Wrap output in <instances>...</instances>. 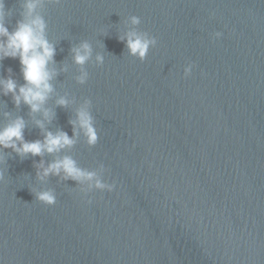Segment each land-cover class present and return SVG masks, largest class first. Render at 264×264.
Segmentation results:
<instances>
[{
    "label": "water",
    "instance_id": "95a60500",
    "mask_svg": "<svg viewBox=\"0 0 264 264\" xmlns=\"http://www.w3.org/2000/svg\"><path fill=\"white\" fill-rule=\"evenodd\" d=\"M25 2L5 0L10 32ZM39 5L57 72L45 128L75 144L35 157L0 152V264H264V0ZM131 16L157 39L143 62L120 39ZM84 41L92 59L81 85L72 48ZM9 77L24 84L18 58L0 61V79ZM86 100L98 135L91 147L71 123ZM18 117L25 141L44 139L42 114L0 95V128ZM64 156L115 190L84 196L71 179H38L41 160ZM46 190L52 207L36 201L34 191Z\"/></svg>",
    "mask_w": 264,
    "mask_h": 264
},
{
    "label": "clouds",
    "instance_id": "9594fccd",
    "mask_svg": "<svg viewBox=\"0 0 264 264\" xmlns=\"http://www.w3.org/2000/svg\"><path fill=\"white\" fill-rule=\"evenodd\" d=\"M39 6V0H26L23 4V19L17 21L15 30L10 32L6 27V21L13 13L12 10L6 9L5 0H0V61L5 58H18L24 80V84L18 86L11 77L0 79V95L8 96L11 94L16 107L23 103L28 106L31 113H40L43 117L42 120L36 121V125L41 129L44 136L42 141L27 142L24 140L26 122L22 117H18L0 128V152L11 148L22 158L29 154L35 157L43 156L45 153L49 155L59 153L64 149H70L75 144V140L69 138L66 133L58 131L54 134L45 128V122L50 123L55 115L46 105L54 93L52 81L57 72L55 68L50 67L54 64L55 47L47 38V25L44 19L36 14V9ZM126 23L130 24L131 30L120 36V39L125 41L126 37L129 55L143 62L147 58L150 48L156 47L157 39L147 32L137 30L141 24V19L138 16L129 17ZM222 35L221 32H216L214 38L220 39ZM72 52L74 53V64L80 66L81 69L77 83L86 84L89 74L83 70V66L92 59V46L89 42L84 41L78 47H73ZM95 63L97 66L102 65L104 56L97 54ZM193 67L194 65L189 64L184 68L185 78L191 76ZM63 70L66 71L67 69ZM55 103L59 107H67L69 100L60 97ZM89 107L90 101L86 100L77 111L76 120L71 121V123L74 129L78 126L83 131L87 143L91 147L96 145L98 135ZM75 135L76 132L74 131ZM36 167L38 169L37 177L40 181L46 180L49 176H58L62 180L71 179L81 186L79 191L84 196H88L93 191L111 193L116 188L115 182L111 184L104 182L97 172L80 168L70 156L56 159L47 167L41 160ZM2 178L3 176L0 174V179ZM34 192L36 201L40 204L52 207L57 202L53 191ZM87 203L91 204L92 200H87Z\"/></svg>",
    "mask_w": 264,
    "mask_h": 264
}]
</instances>
